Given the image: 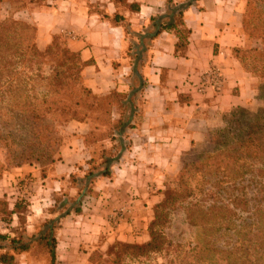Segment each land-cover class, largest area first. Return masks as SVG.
Returning a JSON list of instances; mask_svg holds the SVG:
<instances>
[{
    "label": "crops",
    "instance_id": "crops-1",
    "mask_svg": "<svg viewBox=\"0 0 264 264\" xmlns=\"http://www.w3.org/2000/svg\"><path fill=\"white\" fill-rule=\"evenodd\" d=\"M167 1L41 0L13 17L36 28L40 50L53 36H64L67 47L86 63L85 86L104 97L133 87L128 48L152 31L150 19L166 14ZM242 19V0H198L183 13L190 31L183 55L175 53L174 32H162L149 42L139 69L144 85L137 92L133 128L126 132L128 146L112 165L110 177L93 180L76 205L78 211L73 203L80 188L66 181L94 157L84 141L91 123L70 122L62 128L68 137L47 176L42 177L35 165L0 174V200L10 211L8 218H0V234L14 238L22 223L35 233L39 223L58 219L55 264H78L80 254L87 263L90 251L113 242H146L153 208L163 198L162 181L180 172L184 157L194 148L206 146V134L224 114L255 101L256 79L233 53L246 47ZM212 70L219 73L215 87L206 79ZM22 179L30 181L25 201L19 198L23 190L14 188ZM56 195L63 197L69 213L60 215ZM21 202L25 211L16 208Z\"/></svg>",
    "mask_w": 264,
    "mask_h": 264
},
{
    "label": "trees",
    "instance_id": "trees-1",
    "mask_svg": "<svg viewBox=\"0 0 264 264\" xmlns=\"http://www.w3.org/2000/svg\"><path fill=\"white\" fill-rule=\"evenodd\" d=\"M3 1L0 0V4ZM8 1L13 14L22 10L23 0ZM27 1L29 5L41 0ZM196 1L186 0L179 4L167 1L166 14L150 19L152 31L139 36L138 41L128 48L127 56L132 60L135 79L133 87L125 93L113 90L104 97L93 95L85 86L82 71L86 63L81 61L77 52L67 47L65 37L53 36L51 43L41 51L36 45L34 26L14 19L12 13L5 19L0 16V152L3 153L0 174L26 165H38L42 177H45V168L50 166L52 169L54 156L62 146V128L70 122H96L100 126V137L96 139L87 135L84 139L86 146L90 145L87 140L92 139L91 144L109 141L110 147H101L97 165L94 157L87 161L88 169L82 182L78 183L80 193L73 203L74 211H78L75 206L88 193L93 180L98 176L110 177L112 165L128 146L126 132L133 128L131 121L137 110V92L144 85L139 69L149 42L162 32H174L178 38L175 53L183 55L190 34L184 25L183 13ZM15 5L20 6L13 8ZM251 7L264 10V0H250ZM260 13L263 15L264 11ZM117 19L121 18L116 15L114 21L118 22ZM242 28H245L243 22ZM250 36L260 42V48L250 49V61L240 59L239 62L246 73L264 79V25L256 21L250 27ZM233 52L247 53L240 49ZM53 57L59 58L45 71L43 61ZM205 144L209 146L208 150L188 163L184 161L177 174L179 190L166 193L154 206L153 219L147 228L148 240L116 243L109 246L105 254L94 251L88 258L90 264H124L126 259L137 260L163 253L169 243L163 232L168 219L166 211L192 195L187 184L190 174L200 173L211 178L220 176L216 179L219 183L223 180L234 183L248 173L264 174V103L255 112L242 108L232 111L225 118L223 128L206 134ZM257 191L259 202L250 214V232L245 236L250 259L246 254L232 257L235 253L223 252L214 247L212 240L205 239L199 262L264 264V184H259ZM17 207L20 206L17 204ZM222 211L216 205L193 204L187 208L186 218L193 227L216 229L217 217L225 219ZM66 213L69 210L66 209ZM9 216L8 203L0 200V218ZM55 222L45 221L37 236L36 245L48 250L49 264L56 263ZM30 248L31 243L20 237L0 234V264H14L16 255L28 252Z\"/></svg>",
    "mask_w": 264,
    "mask_h": 264
},
{
    "label": "rangeland",
    "instance_id": "rangeland-1",
    "mask_svg": "<svg viewBox=\"0 0 264 264\" xmlns=\"http://www.w3.org/2000/svg\"><path fill=\"white\" fill-rule=\"evenodd\" d=\"M27 2V0H23L21 6H19L22 7V9H25L27 7ZM242 2V22L245 26V28H242V30L247 43L246 47L240 50L246 51L247 53L244 55L242 53H233L238 61L240 59L244 61H250V49L260 48V42L250 36V27H253L256 21H259L264 25V14L262 15L260 13L264 10L258 11L257 8H250V0H242ZM19 6L15 5L13 6V8ZM11 13L12 10H10V2L8 0L3 1L0 4L1 19H5L9 15L11 16ZM44 49H42L41 51H43ZM58 58L59 57H53L43 61L45 71H48L49 67L54 65L57 62ZM250 75L256 79V83L254 85L255 101H251V104L249 106L243 107L242 109H245L248 112H255L257 109L263 107L264 79H261L258 76H254L252 74ZM234 110L235 109L224 114L222 116L221 123L217 127L209 130L208 134L214 132L217 129L223 128L225 118L228 117L229 114ZM88 123H91L92 125V130L88 135L90 136V138L98 139L101 133L100 126L96 122ZM61 136L63 138V145L68 135L62 133ZM87 141L88 144H90L88 147L94 154L95 165H97L100 162L99 152L101 150V147L109 148L110 142L104 141L102 143L96 142L91 144L92 139H88ZM208 149V145H206L204 148H194L191 152L192 155H187L186 157H184L183 163L184 161L186 163L192 161L197 155L204 153ZM58 151L54 156V162L58 157ZM2 155L3 153L0 152V160L2 158ZM87 169L88 167L86 165L76 168L74 173H72L71 175L73 176V178L70 177V179H68L66 183L78 185V183L82 182V178L83 176H85ZM51 170L52 169L50 168V166H47L45 168L46 176L50 173ZM255 175L256 174L250 175V173H248L243 176L242 179H238L234 183H228L227 180H223L221 181V183H219L218 181H216V179L220 178V176H218L217 178H211L210 176L200 175V173L190 174L187 177V184L192 190V195L185 201L176 203L174 207H172L171 209H167L166 211L168 213V219L163 232L169 242L167 249L161 254L151 255L147 258L137 260L126 259L124 264H205L204 262L198 261L205 239L212 240L215 245L214 247L223 252L235 253L232 254V257H243L244 254L248 256L249 250L245 248L248 238H246L245 236H247L250 232V214L259 202V195L257 191L259 184H264V174L258 176ZM178 176L179 175L167 176L162 181L164 188L161 193L163 195V198L165 197L166 193L179 190ZM29 183L30 181L27 179H22L15 183L14 188L16 189V191L17 189L23 190L19 195L21 201H25V198L27 197L26 191H28ZM53 198L59 203L60 210L58 211H60V215L64 214L66 208H63L62 205V202H64L62 201L63 197L56 195ZM193 204H199L200 206L204 207L216 205L224 210L222 211V214L225 215V219L220 220V218L217 217L218 224L216 225V229L218 228V230H209L208 228H204L202 226L193 227L188 222L186 218L187 208H189ZM75 207L77 208V206ZM20 209L25 211V206L22 202L20 204ZM48 220H55V224L57 226L58 219ZM44 222L45 221L39 223L36 226L35 233H29L23 223L16 231V238L20 237L23 241L30 242L31 248L27 253L19 255L17 261H15V264H17L18 262L19 264H49V257L46 253L48 250L44 247H39L38 245H36L38 233L41 230ZM116 243L124 242L110 243L109 245L104 246L103 250L100 249L99 246L97 249L90 251L89 256L94 251H99L100 253L105 254L108 250V247ZM248 258L250 259V255L248 256ZM76 261L78 264H90L88 259L87 263H85L84 257L81 254L79 256H76ZM214 264L217 263L214 262Z\"/></svg>",
    "mask_w": 264,
    "mask_h": 264
},
{
    "label": "built area",
    "instance_id": "built-area-1",
    "mask_svg": "<svg viewBox=\"0 0 264 264\" xmlns=\"http://www.w3.org/2000/svg\"><path fill=\"white\" fill-rule=\"evenodd\" d=\"M208 80L209 85L215 87L218 83L219 79V73L217 70H212L210 74H208V77L206 78Z\"/></svg>",
    "mask_w": 264,
    "mask_h": 264
}]
</instances>
